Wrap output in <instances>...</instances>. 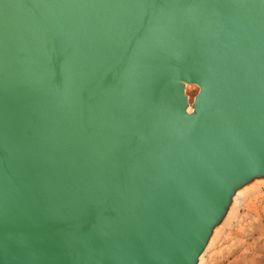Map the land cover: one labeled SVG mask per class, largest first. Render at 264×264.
I'll use <instances>...</instances> for the list:
<instances>
[{
	"label": "water",
	"instance_id": "obj_1",
	"mask_svg": "<svg viewBox=\"0 0 264 264\" xmlns=\"http://www.w3.org/2000/svg\"><path fill=\"white\" fill-rule=\"evenodd\" d=\"M260 183L264 0H0V264H200Z\"/></svg>",
	"mask_w": 264,
	"mask_h": 264
},
{
	"label": "rangeland",
	"instance_id": "obj_2",
	"mask_svg": "<svg viewBox=\"0 0 264 264\" xmlns=\"http://www.w3.org/2000/svg\"><path fill=\"white\" fill-rule=\"evenodd\" d=\"M198 88L188 86L192 101ZM200 264H264V183L239 198L233 215L217 233Z\"/></svg>",
	"mask_w": 264,
	"mask_h": 264
}]
</instances>
